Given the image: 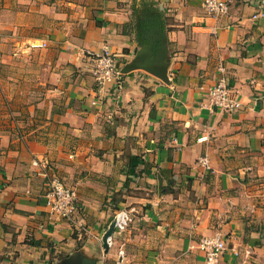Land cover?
<instances>
[{"label": "crops", "instance_id": "0c3cea01", "mask_svg": "<svg viewBox=\"0 0 264 264\" xmlns=\"http://www.w3.org/2000/svg\"><path fill=\"white\" fill-rule=\"evenodd\" d=\"M144 1L0 0V264H116L119 247L121 264H208L214 233L217 264H264V0L216 18L150 0L139 19ZM104 45L121 80L91 105L80 50ZM222 75L233 111L201 105ZM51 177L76 192L71 219L41 196ZM120 208L133 219L103 261Z\"/></svg>", "mask_w": 264, "mask_h": 264}, {"label": "built area", "instance_id": "2783aa9c", "mask_svg": "<svg viewBox=\"0 0 264 264\" xmlns=\"http://www.w3.org/2000/svg\"><path fill=\"white\" fill-rule=\"evenodd\" d=\"M229 5L230 0H204L202 7L205 14L216 18L227 14ZM256 16L254 15L253 17L255 18ZM41 46H46V42H43ZM80 51L88 55L92 62L91 74L96 83V90L90 100V104L97 105L100 102L99 94L105 92L106 84L109 82L120 83L122 73L117 68L116 55L108 45H104L99 51L95 52L85 49ZM222 70L224 71L223 68ZM201 105L209 110L217 108L223 111H233L240 106V101L234 95L226 76L222 75L216 84L206 90ZM199 164L209 169L208 156L200 157ZM41 196L45 198L51 212L59 218L71 219L73 217L77 209L76 192L73 188L65 185L59 177H51L48 180L47 189ZM133 213V208H120L114 213L100 238L102 242L101 260L104 261L107 258L108 253L114 246V233L126 231L133 219ZM109 228H111V232L106 234ZM197 247L204 252L208 264H217L220 256L227 250V242L219 233H214L209 236H203L197 243ZM115 255V263H123L125 257L124 248H117Z\"/></svg>", "mask_w": 264, "mask_h": 264}, {"label": "rangeland", "instance_id": "374dc122", "mask_svg": "<svg viewBox=\"0 0 264 264\" xmlns=\"http://www.w3.org/2000/svg\"><path fill=\"white\" fill-rule=\"evenodd\" d=\"M148 3H150V0H145V1H144V6L140 5V6H142V7H141L142 12H140V14L142 13V15H141V16H140V14L136 15V16H140L139 19H142V18L145 19V16L147 17V15H146L147 13H146V12H147V11H150V10L153 9V5H150V6H149ZM140 6H138L139 10H141V9H140ZM136 16H135V17H136ZM136 24H137V22L135 23V25H136ZM146 39H147V38H146ZM149 39H150V38H149ZM153 39H155V38H153Z\"/></svg>", "mask_w": 264, "mask_h": 264}, {"label": "water", "instance_id": "95a60500", "mask_svg": "<svg viewBox=\"0 0 264 264\" xmlns=\"http://www.w3.org/2000/svg\"><path fill=\"white\" fill-rule=\"evenodd\" d=\"M111 232V228H109L106 232V234L110 233ZM84 264H96V262L94 260H90L88 258H86L84 261H83Z\"/></svg>", "mask_w": 264, "mask_h": 264}]
</instances>
